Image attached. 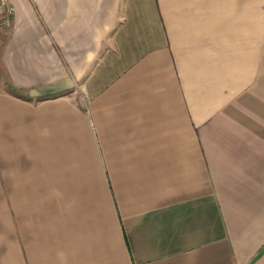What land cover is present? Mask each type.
I'll list each match as a JSON object with an SVG mask.
<instances>
[{
  "label": "crops",
  "instance_id": "0c3cea01",
  "mask_svg": "<svg viewBox=\"0 0 264 264\" xmlns=\"http://www.w3.org/2000/svg\"><path fill=\"white\" fill-rule=\"evenodd\" d=\"M7 3L0 264H264L261 0Z\"/></svg>",
  "mask_w": 264,
  "mask_h": 264
},
{
  "label": "rangeland",
  "instance_id": "374dc122",
  "mask_svg": "<svg viewBox=\"0 0 264 264\" xmlns=\"http://www.w3.org/2000/svg\"><path fill=\"white\" fill-rule=\"evenodd\" d=\"M160 4L161 9L164 11V14L167 12H175L176 15L187 14V11L194 12L195 10L204 11L220 9L218 0H157ZM232 1V0H229ZM137 2V0H135ZM230 5V4H229ZM247 5V3H246ZM251 5V4H249ZM261 10L264 9V0H261ZM166 12V13H165ZM264 23V21H263Z\"/></svg>",
  "mask_w": 264,
  "mask_h": 264
},
{
  "label": "built area",
  "instance_id": "2783aa9c",
  "mask_svg": "<svg viewBox=\"0 0 264 264\" xmlns=\"http://www.w3.org/2000/svg\"><path fill=\"white\" fill-rule=\"evenodd\" d=\"M12 14L13 8L8 5L7 0H0V26L8 25Z\"/></svg>",
  "mask_w": 264,
  "mask_h": 264
}]
</instances>
